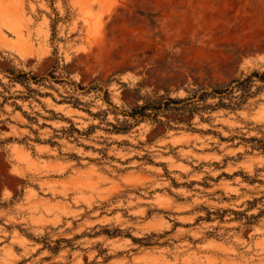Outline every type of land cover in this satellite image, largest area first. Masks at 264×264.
<instances>
[{
    "label": "rangeland",
    "instance_id": "obj_1",
    "mask_svg": "<svg viewBox=\"0 0 264 264\" xmlns=\"http://www.w3.org/2000/svg\"><path fill=\"white\" fill-rule=\"evenodd\" d=\"M254 70L264 0H0V264H264L262 81L109 124Z\"/></svg>",
    "mask_w": 264,
    "mask_h": 264
},
{
    "label": "trees",
    "instance_id": "obj_2",
    "mask_svg": "<svg viewBox=\"0 0 264 264\" xmlns=\"http://www.w3.org/2000/svg\"><path fill=\"white\" fill-rule=\"evenodd\" d=\"M53 27L55 36V24ZM11 74V78L13 80H17L19 78L18 75H15L14 73ZM29 78L33 80H40L35 76H31ZM256 80L262 81L264 83V70H254L246 77H239L233 79L229 84L222 87H215L211 90H206L204 88L200 90H195L188 97L177 98L168 95H150L148 97L143 98V102L139 103L132 109H122L121 112L124 114L125 117H127L125 120L119 121V124H115L113 122H109V124H111L117 131H127L133 125V122L130 121V119H133L134 121H142L145 119L162 121L160 118L162 113L178 112L180 115L183 116H191L192 120L195 117L196 113H201L206 110L213 111L220 107L238 109L243 104H245L251 96L255 94L256 91L253 90V87L255 85ZM77 86H79V88L81 89H86L83 85L77 84ZM260 87H264V85H259L258 89ZM105 93L107 95L109 94L108 89H105ZM209 98H219V100L217 102H209ZM107 100L111 105L117 108V106L114 105L110 99ZM73 103L77 105L81 104V102L77 98H75V102ZM191 120H189L188 122L191 123ZM72 126L74 131L78 133H83L79 128L75 127L73 123ZM64 130L65 132L69 131V129ZM262 148L264 150V145L262 146ZM249 223L251 222L248 221L246 224ZM106 232L109 235L114 236L120 234L122 230L119 228L115 229L114 231L107 229ZM151 237V235H149L147 238L132 236L134 241L140 242L142 244H152L150 240ZM144 240H147V242L143 243Z\"/></svg>",
    "mask_w": 264,
    "mask_h": 264
},
{
    "label": "bare ground",
    "instance_id": "obj_3",
    "mask_svg": "<svg viewBox=\"0 0 264 264\" xmlns=\"http://www.w3.org/2000/svg\"><path fill=\"white\" fill-rule=\"evenodd\" d=\"M88 38L87 39H89V36H87Z\"/></svg>",
    "mask_w": 264,
    "mask_h": 264
}]
</instances>
